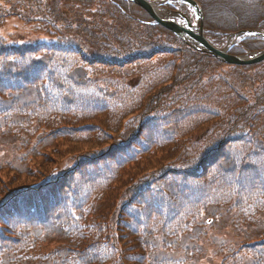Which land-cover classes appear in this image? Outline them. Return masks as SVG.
Instances as JSON below:
<instances>
[{
  "label": "trees",
  "instance_id": "trees-1",
  "mask_svg": "<svg viewBox=\"0 0 264 264\" xmlns=\"http://www.w3.org/2000/svg\"><path fill=\"white\" fill-rule=\"evenodd\" d=\"M196 1L215 46L264 30V0ZM1 174L0 264H264V61L127 0H0Z\"/></svg>",
  "mask_w": 264,
  "mask_h": 264
},
{
  "label": "water",
  "instance_id": "water-1",
  "mask_svg": "<svg viewBox=\"0 0 264 264\" xmlns=\"http://www.w3.org/2000/svg\"><path fill=\"white\" fill-rule=\"evenodd\" d=\"M131 1L145 8L158 23L172 30L176 35L180 36L181 38L187 39L191 43V45L196 49L212 54L213 56L221 59L226 63L235 65H247L264 60V50L261 52H257L251 56H235L228 53V48H217L213 46L204 34L202 12L199 8V5L194 0L182 1L189 3L196 10V14L198 17V24L196 27H193L190 21L185 16L184 19L186 21V26H182L173 20L162 18L161 15L157 13L152 3L148 2L147 0Z\"/></svg>",
  "mask_w": 264,
  "mask_h": 264
},
{
  "label": "rangeland",
  "instance_id": "rangeland-1",
  "mask_svg": "<svg viewBox=\"0 0 264 264\" xmlns=\"http://www.w3.org/2000/svg\"><path fill=\"white\" fill-rule=\"evenodd\" d=\"M155 2V4L160 8V9H162V10H166L164 7H163V5L161 4V0H155L154 1ZM81 147H76V149H75V153H77V152H79V151H81ZM63 155V157L64 158H68V155L67 154H62ZM60 155H52L51 157H50V164H48L47 166V168L48 169H50L51 171H53L54 169L55 170H57L56 168H57V166H56V164H57V160L59 161V160H61V158H63V157H59ZM36 172L38 173V175L39 174H44V168H37L36 169ZM3 176H6L5 174H3ZM2 176V174L0 175V182H2L1 183V185H3V186H5L6 187V181H5V179H4V177ZM41 176V175H40ZM13 179L14 178H12L11 177V180H10V183L13 181ZM30 180L28 181L29 183L30 182H36L37 181V177H32V178H29ZM9 183V184H10Z\"/></svg>",
  "mask_w": 264,
  "mask_h": 264
},
{
  "label": "bare ground",
  "instance_id": "bare-ground-1",
  "mask_svg": "<svg viewBox=\"0 0 264 264\" xmlns=\"http://www.w3.org/2000/svg\"><path fill=\"white\" fill-rule=\"evenodd\" d=\"M157 11H158L159 13H161V14L166 15V13H164L165 11H163V10H161V9H158Z\"/></svg>",
  "mask_w": 264,
  "mask_h": 264
},
{
  "label": "snow or ice",
  "instance_id": "snow-or-ice-1",
  "mask_svg": "<svg viewBox=\"0 0 264 264\" xmlns=\"http://www.w3.org/2000/svg\"><path fill=\"white\" fill-rule=\"evenodd\" d=\"M168 3H171V0H168Z\"/></svg>",
  "mask_w": 264,
  "mask_h": 264
}]
</instances>
